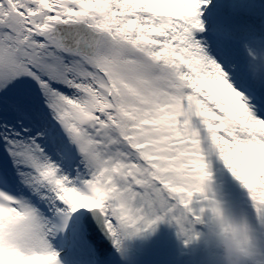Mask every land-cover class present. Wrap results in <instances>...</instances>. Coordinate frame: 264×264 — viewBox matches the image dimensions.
<instances>
[{
	"label": "snow or ice",
	"instance_id": "6c2138e0",
	"mask_svg": "<svg viewBox=\"0 0 264 264\" xmlns=\"http://www.w3.org/2000/svg\"><path fill=\"white\" fill-rule=\"evenodd\" d=\"M242 214L264 264V0H0V264H105Z\"/></svg>",
	"mask_w": 264,
	"mask_h": 264
},
{
	"label": "clouds",
	"instance_id": "9594fccd",
	"mask_svg": "<svg viewBox=\"0 0 264 264\" xmlns=\"http://www.w3.org/2000/svg\"><path fill=\"white\" fill-rule=\"evenodd\" d=\"M211 207L215 212L205 223L203 238L213 252V264H258L248 218L222 211L215 201Z\"/></svg>",
	"mask_w": 264,
	"mask_h": 264
},
{
	"label": "rangeland",
	"instance_id": "374dc122",
	"mask_svg": "<svg viewBox=\"0 0 264 264\" xmlns=\"http://www.w3.org/2000/svg\"><path fill=\"white\" fill-rule=\"evenodd\" d=\"M195 245L185 247L177 238L175 227L163 222L154 232L130 240V247L124 253L129 258L119 264H210V249H206L203 242L200 243L203 251L198 257L182 259L186 250Z\"/></svg>",
	"mask_w": 264,
	"mask_h": 264
},
{
	"label": "water",
	"instance_id": "95a60500",
	"mask_svg": "<svg viewBox=\"0 0 264 264\" xmlns=\"http://www.w3.org/2000/svg\"><path fill=\"white\" fill-rule=\"evenodd\" d=\"M92 243H94V245L97 247L98 252L101 255V257L103 258L108 257V252L111 251L112 246L106 239H104L103 237L99 235V232H96L93 235Z\"/></svg>",
	"mask_w": 264,
	"mask_h": 264
},
{
	"label": "bare ground",
	"instance_id": "6f19581e",
	"mask_svg": "<svg viewBox=\"0 0 264 264\" xmlns=\"http://www.w3.org/2000/svg\"><path fill=\"white\" fill-rule=\"evenodd\" d=\"M128 247H130V241H128L127 243H126V249L128 248ZM188 251V250H187ZM114 250L112 251V254H111V260L109 261V263H108V260L105 262V264H119V263H122V261H124L125 259H128L129 258V256H127V255H125L124 254V257H123V259L121 260V259H118L114 254ZM132 264V263H131Z\"/></svg>",
	"mask_w": 264,
	"mask_h": 264
}]
</instances>
